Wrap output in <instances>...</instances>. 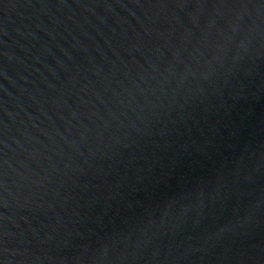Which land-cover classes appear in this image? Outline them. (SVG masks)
I'll list each match as a JSON object with an SVG mask.
<instances>
[{
  "label": "water",
  "instance_id": "95a60500",
  "mask_svg": "<svg viewBox=\"0 0 264 264\" xmlns=\"http://www.w3.org/2000/svg\"><path fill=\"white\" fill-rule=\"evenodd\" d=\"M0 264H264V0H0Z\"/></svg>",
  "mask_w": 264,
  "mask_h": 264
}]
</instances>
